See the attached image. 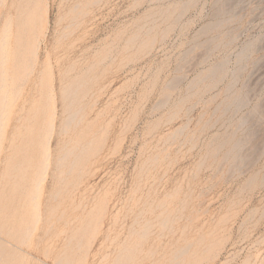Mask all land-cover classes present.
<instances>
[{
  "label": "rangeland",
  "instance_id": "rangeland-1",
  "mask_svg": "<svg viewBox=\"0 0 264 264\" xmlns=\"http://www.w3.org/2000/svg\"><path fill=\"white\" fill-rule=\"evenodd\" d=\"M12 2L0 264H264V0Z\"/></svg>",
  "mask_w": 264,
  "mask_h": 264
},
{
  "label": "bare ground",
  "instance_id": "bare-ground-1",
  "mask_svg": "<svg viewBox=\"0 0 264 264\" xmlns=\"http://www.w3.org/2000/svg\"><path fill=\"white\" fill-rule=\"evenodd\" d=\"M12 4H13V2L11 3L10 8L7 10V12L4 15H0V19L2 21L5 20V23H6V26L3 29L0 28V52H4V53H5V50L7 47V42H8L7 39H8L9 34H10L11 25L15 21V15H13L11 12L12 11L11 7L13 8ZM15 5H14V7H15ZM4 65H5V60L3 59L0 61V67H2ZM3 69H4V67H3ZM7 86H8V75H7L6 71L3 70L0 72V96L2 95L3 92L7 91ZM5 100L6 99H4V101ZM0 112H1L0 113V120H1L3 118V114L5 112V106L4 105H3V108L0 109ZM67 255L70 256L69 253ZM67 255H64V256H66L65 258H60L59 261L57 262V264H70L71 260H70V258L67 257ZM183 255L185 256V254H183ZM180 256H178V258H175L174 260L171 259L172 261L171 262L168 261V263L169 264H187L189 262H194L196 264L198 259H199V258L198 259L194 258L193 260L190 261V259L183 258ZM199 257L201 258V256H199Z\"/></svg>",
  "mask_w": 264,
  "mask_h": 264
}]
</instances>
